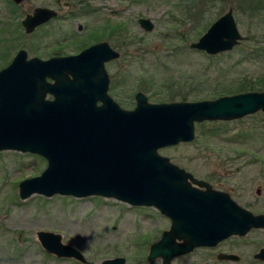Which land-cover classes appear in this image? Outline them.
Wrapping results in <instances>:
<instances>
[{
  "label": "rangeland",
  "instance_id": "rangeland-1",
  "mask_svg": "<svg viewBox=\"0 0 264 264\" xmlns=\"http://www.w3.org/2000/svg\"><path fill=\"white\" fill-rule=\"evenodd\" d=\"M60 1L61 18L29 35L22 26L26 16L39 7L56 8L57 0H26L20 5L0 0V41L4 43L0 54H6L0 59V70L19 50H26L30 58H44L53 51L56 38L79 24L90 28L109 22L125 25L123 45L110 42L121 58L107 66L114 85L110 95L125 110L136 107L135 97L140 92L153 104H161L151 100L153 92L169 91L190 94L187 102L204 101L200 91L206 87L264 73V54L250 55L251 47H264V21L238 13L234 0H84L95 10L85 18L73 16L81 10L78 1ZM65 2L72 3L70 10L62 7ZM230 9L248 40L213 61L190 48L200 37L185 43L196 25L208 30ZM140 18L151 19L154 31L144 32L138 24ZM128 42L134 47L127 48ZM72 51L70 48L66 53ZM147 85L150 92L145 90ZM159 154L197 171L198 178L216 188L235 190L233 197L242 207L255 215L264 214L263 112L233 121L196 123L193 142L161 149ZM188 155L201 157L189 162ZM46 168L47 161L41 156L0 152V264H82L47 253L38 239L39 232L60 235L63 244L80 251L87 264L115 258H125L126 264H162L161 259H147L150 247L170 227L153 207H132L101 197L33 195L22 200L19 184L40 176ZM258 188L262 189L260 196ZM262 248L264 230H253L245 237L230 238L220 250L241 256L236 264H264L253 259ZM173 264L219 263L215 253L205 248L179 257Z\"/></svg>",
  "mask_w": 264,
  "mask_h": 264
},
{
  "label": "water",
  "instance_id": "water-1",
  "mask_svg": "<svg viewBox=\"0 0 264 264\" xmlns=\"http://www.w3.org/2000/svg\"><path fill=\"white\" fill-rule=\"evenodd\" d=\"M12 1L20 5L25 0ZM56 15L37 8L23 26L30 34ZM140 25L147 32L155 27L150 19H141ZM245 40L248 37L240 33L230 9L190 48L217 56ZM118 57L108 44L50 60H28L22 50L0 72V152L30 153L47 161L40 176L19 184L21 199L33 195L102 197L132 207H154L173 221L147 258L161 259L162 264H172L196 248H212L231 237L264 229V215L245 210L228 194L194 179L159 154L161 149L193 142L196 123L264 113V92L161 104L150 103L140 92L136 107L125 110L108 94L110 81L104 67ZM189 179L205 191L193 188ZM38 239L49 254L88 263L80 251L63 244L58 234L39 232ZM219 258L240 260L234 254ZM255 258L264 261V248ZM101 264H126V259Z\"/></svg>",
  "mask_w": 264,
  "mask_h": 264
},
{
  "label": "flooded vegetation",
  "instance_id": "flooded-vegetation-1",
  "mask_svg": "<svg viewBox=\"0 0 264 264\" xmlns=\"http://www.w3.org/2000/svg\"><path fill=\"white\" fill-rule=\"evenodd\" d=\"M26 1V0H25ZM24 1V2H25ZM75 1H78V3H79V5H77V6H81V10L80 11H78L76 14H74L73 16L75 17V18H79V17H83V18H85V17H87V16H90L91 14H94L95 13V10H93L92 8H90V6L86 3V1H84V0H75ZM23 2V3H24ZM61 4V1L60 0H57V2H56V8L54 7V8H47V9H50V10H52V11H54L57 15H56V17H54V18H52L50 21H48L47 23H45V24H43V25H41V26H39V27H37L32 33H30L29 35H31V34H33L34 32H36L37 30H39V29H43V27L44 26H46V25H48L49 23H51V22H53V21H56V20H59L60 18H61V15H62V12L58 9V7H59V5ZM72 3H70V2H65V3H63L62 4V7L63 8H65L66 10H70L71 8H72ZM40 8V7H39ZM43 8V7H42ZM46 8V7H45ZM37 9V8H36ZM35 9V10H36ZM34 10V11H35ZM34 13V12H33ZM32 13V14H33ZM32 14H29V15H32ZM28 16V15H27ZM26 16V17H27ZM26 19V18H25ZM141 19H149V18H140L139 20H138V24H139V26H140V28L144 31V32H146V33H151V32H153V31H151V32H147V31H145L142 27H141V25H140V20ZM151 20V19H150ZM152 21V20H151ZM153 23V22H152ZM154 24V23H153ZM155 25V24H154ZM22 26H23V22H22ZM23 28H24V26H23ZM125 28V25H123V24H121V23H116V24H112V23H109V22H106L105 24H97V25H95V26H91L90 28H89V26H87V25H82V24H79L74 30H72L71 32H67V33H65V34H63V36H62V38H56L55 39V42H54V46H53V51H51L49 54H48V56L47 57H44V58H40V57H31V58H40V59H42V60H50V59H54V58H66V57H72V56H78V55H80L81 53H83L84 51H86V50H88V49H90V48H92V47H95V46H98V45H101V44H108L109 45V47L113 50V51H115L116 53H118L119 54V57L118 58H116V59H113V60H110L109 62H106L105 64H104V67H105V70H106V72H107V74H108V76H109V81H110V85H109V90H108V94L110 95V91L111 92H113V89H114V85H113V83H112V80H111V77H110V74H109V72H108V70H107V66L110 64V63H112V62H115V61H118V60H120V58H121V54H120V52L119 51H117L116 49H115V47L114 46H112L111 44H110V42L111 43H115V45L117 44V45H123V29ZM154 29H155V27H154ZM24 30H25V33L26 34H28L27 32H26V29L24 28ZM125 30V29H124ZM126 40H128V39H126ZM115 41V42H114ZM197 42V41H196ZM1 43L2 44H4L3 42H1L0 41V45H1ZM192 44V43H191ZM190 44V45H191ZM134 43H130V42H128L127 44H126V46H127V48H131V47H134ZM70 48H72L73 49V51L72 52H74V53H71V54H67L66 52L70 49ZM23 50V49H22ZM22 50H19L17 53H16V55H15V57L18 55V53L20 52V51H22ZM24 51H26V50H24ZM27 52V51H26ZM27 54H28V52H27ZM8 55V54H7ZM4 56H6V54L4 55V54H0V59H3L4 58ZM15 57L12 59V61L5 67V68H7L12 62H13V60L15 59ZM30 57H29V55H28V60L29 59H31ZM5 68H2L1 70H0V72L3 70V69H5ZM50 82H52L51 80H49ZM111 96V95H110ZM48 98L49 99H52V96H48ZM102 103L101 102H99L98 103V105H101ZM161 157H163V158H169L170 159V161L174 164V165H176L178 168H180V169H183V170H185V172L186 173H188L189 175H191L194 179H196V180H200V181H206V180H204V179H201V178H198V174H197V171H195V170H193V169H191V168H188V167H184L183 165H180V164H177V163H175V162H173V160L170 158V157H166V156H163V155H160ZM188 158L187 159H189L188 161L189 162H192L193 160H197L198 158H200L201 156L200 155H188L187 156ZM191 159V160H190ZM193 159V160H192ZM190 165H192V164H190ZM237 171H239V169L237 170ZM225 174L226 175H228V172H227V170L225 171ZM188 182L189 183H191L192 184V187L193 188H197V189H200V190H202V191H205V189H201V188H198V186L191 180V179H189L188 180ZM206 182H208V181H206ZM209 184H211L210 182H208ZM212 185V184H211ZM212 187H213V189L214 190H217V191H220V192H223V193H225V194H228L229 196H230V198L233 200V201H235L240 207H242L236 200H235V198L233 197V195H235V190H227V191H225V190H221V188H216V187H214L213 185H212ZM259 191V192H258ZM261 192H262V189L261 188H258L257 189V191H256V194L258 195V196H260L261 195ZM242 208H244L245 210H247V211H249V212H251L250 210H248V208H246V207H242ZM251 213H253V212H251ZM254 214V213H253ZM162 215V214H161ZM255 215V214H254ZM257 215H264V214H257ZM163 217H165V219L167 220V222L169 223V229L168 230H166V231H170V229H171V227H172V223H173V221H172V219L170 218V217H167V216H164L163 215ZM254 230H264V229H254ZM253 231V230H252ZM165 232V231H164ZM163 232V233H164ZM163 235V234H162ZM232 238V237H231ZM240 238V237H239ZM230 239V238H229ZM229 239H227V240H229ZM227 240H224V241H222V242H220L217 246H215V247H212V248H210V247H201V248H196V249H194V251H192L191 253H189V254H187V255H184V256H189V255H193L196 251H199V249H211L212 250V252L213 253H215V256H216V259H217V261H218V263L220 264V263H223V264H228V263H234V261H227V260H221L220 258H219V256L221 255V254H229V255H237V254H235V253H233V252H223V251H221L220 250V247H221V245L222 244H224ZM160 241V240H159ZM158 241V242H159ZM263 249V248H262ZM260 252V251H259ZM258 252V253H259ZM258 253H256V254H258ZM255 254V255H256ZM255 255L253 256V259H254V261L256 262V263H264V261H262V260H258V259H256L255 258ZM184 256H181V257H184ZM237 256H239V255H237ZM179 258V257H178ZM239 258H240V260L239 261H241V256H239ZM177 259V258H176ZM238 261V262H239ZM174 262V261H173ZM173 264V263H172ZM234 264H236V263H234Z\"/></svg>",
  "mask_w": 264,
  "mask_h": 264
},
{
  "label": "trees",
  "instance_id": "trees-1",
  "mask_svg": "<svg viewBox=\"0 0 264 264\" xmlns=\"http://www.w3.org/2000/svg\"><path fill=\"white\" fill-rule=\"evenodd\" d=\"M234 8L238 13H245L247 16L251 18L258 19L260 21H264V0H234ZM199 24V22H197ZM207 30L201 29L198 25H196V30L190 34V39H185V43H188L192 39H197L201 37L204 32ZM202 54L209 61H213L216 59V56H208L205 53ZM259 55L264 54V47L254 46L251 47L250 55ZM214 65V63H211ZM148 92L151 91V87L147 85L145 88ZM200 92L204 93V96L200 99L204 101L215 100L225 96H233L237 94L249 93V92H264V73L260 76L254 77H244L233 82L226 84H217L213 88L206 87L204 90ZM151 100L157 103H173L176 102L177 99H180L181 102H187L190 94L179 93V91H169V92H153L150 95ZM199 100V99H197Z\"/></svg>",
  "mask_w": 264,
  "mask_h": 264
}]
</instances>
